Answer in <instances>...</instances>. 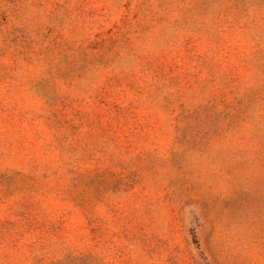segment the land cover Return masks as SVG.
<instances>
[{
    "label": "rangeland",
    "instance_id": "obj_1",
    "mask_svg": "<svg viewBox=\"0 0 264 264\" xmlns=\"http://www.w3.org/2000/svg\"><path fill=\"white\" fill-rule=\"evenodd\" d=\"M0 264H264V0H0Z\"/></svg>",
    "mask_w": 264,
    "mask_h": 264
}]
</instances>
